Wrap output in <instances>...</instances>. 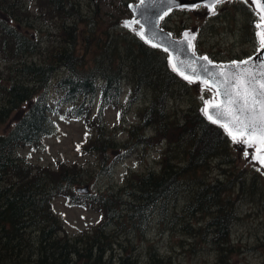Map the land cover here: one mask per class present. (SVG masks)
<instances>
[{"label":"trees","instance_id":"obj_1","mask_svg":"<svg viewBox=\"0 0 264 264\" xmlns=\"http://www.w3.org/2000/svg\"><path fill=\"white\" fill-rule=\"evenodd\" d=\"M37 1L62 22L57 27L61 36H70L44 53L40 41L27 33L22 14L28 13L21 0H0V54L10 70L8 77L0 73V264H175L154 247L148 248L147 261L138 258L151 217L164 223L162 230L179 228L192 238L199 236L200 244L229 254L238 197L264 205V170L235 168L232 138L206 118L193 81L173 70L162 49L135 34L114 30L109 36V29L104 35L107 27L98 31L104 22L95 9L81 19L93 25L86 27L85 37L90 36L79 49L74 34L66 32L73 29L66 22L80 17L79 3ZM233 12L242 14L241 41L256 46L253 2L232 1L222 15ZM88 52H93L89 64ZM39 54L41 62L36 61ZM51 89L55 96L49 101ZM140 97L146 100L137 123L130 125L125 141H118L103 111L108 106L126 111ZM183 101L185 108L177 109ZM170 104L177 106L171 109ZM51 114L91 125L88 152L113 153L110 164L101 161L100 174L111 175L131 149L154 145L162 146L158 169H127L128 183L121 187L78 193L76 184L93 178L85 170L75 164L40 168L17 154L20 148H40L44 138L55 134ZM57 197L99 208L101 217L69 234L53 208ZM196 246L190 243L192 254Z\"/></svg>","mask_w":264,"mask_h":264},{"label":"rangeland","instance_id":"obj_2","mask_svg":"<svg viewBox=\"0 0 264 264\" xmlns=\"http://www.w3.org/2000/svg\"><path fill=\"white\" fill-rule=\"evenodd\" d=\"M75 1L79 3L78 9L80 10L77 9V12L80 14V17L66 22L68 26H73V29L68 28L66 32L74 34L79 45L87 42L86 37L90 36V32L85 37L86 27L93 25H86V22L81 19L84 18V15L89 17L90 15L88 16L85 13H90L94 9L99 14L101 13L102 18L100 20L104 22L103 25L99 26L98 31L107 27L104 35H106V31L109 32V29H111L109 36L116 34L114 30L118 31V33L126 32L129 35H137V32L142 30L140 24L133 19V14L128 7L129 4L136 3L139 0ZM232 1L242 2V0H223V3L217 5L215 12L211 14L209 7L205 4L172 9L167 12V15L162 17L161 26L171 32L176 38L185 36V33H188V36L192 38L196 54L207 56L213 63L221 64L223 62L245 59L257 51L258 44L254 46L252 42L244 43L241 41L242 14L240 12L222 15L227 10V5ZM247 1L252 2L251 0ZM21 4H23V9L28 13V16L25 13L22 14L23 19H27V23L24 24L27 28V33L30 36H34L35 40L40 41L44 53L50 47L59 44V41H62L65 37L70 36H61L60 30L58 31L57 27H60L62 22L56 18V15L50 13L44 2L21 0ZM257 13L256 24L261 22L260 17L262 16L258 9ZM125 22H129V26L126 27ZM173 30L177 31V33L174 34ZM104 35L101 34V37L106 39ZM93 45L96 44L93 43ZM82 47L83 45H80L79 49H82ZM89 54L87 64L93 61L91 58L93 52L86 53V56ZM35 56L39 57H36V61L41 62L43 60L42 55ZM2 58L3 55L0 54V73L8 77L10 70H7V63L4 64ZM33 58H28V61H33ZM10 63L12 62L10 61ZM193 83L201 95L199 99L203 105L204 99H213L215 97L216 90L214 87L205 85L203 80H195ZM2 91L3 87L0 86V97L3 96ZM47 95L49 101H52L55 91L51 89L47 92ZM144 95L145 92L142 96ZM217 99L218 97L215 98L214 102ZM122 100H125L124 97ZM145 100L146 97H140L139 100L133 103L131 109L126 111H121V108L117 106H108L104 109L103 119L107 127L116 128V138L118 141H125L127 139V130L130 125L137 123L138 111ZM181 103L178 106L170 104V107L171 109L173 106H177V109L185 108L183 107L185 101ZM96 110L97 106L95 104L92 107L91 115ZM51 120L54 122L56 128L55 134L44 138L40 148H20L17 154L40 168L47 167L50 170H55L59 164L64 166L77 165L78 169L85 170L87 175L93 177L88 179L89 176H85V179L89 181L76 184L75 186V188L88 186L89 192L86 194H92L99 189L103 190L110 186L121 187L122 183H128V178L125 177L127 169H133L135 173H141L148 169L156 170L159 167L162 146L154 145L145 149L139 147L136 152H133L131 149V153L128 156L115 164L111 175L100 174L101 169L98 171V168L101 165V161L104 160L107 165L110 164L113 153L99 155L95 152H88V139L91 136L92 130L91 125H88L83 120L62 118L56 114H51ZM233 144L236 148L233 151L235 156L233 164L235 168H246L252 171L254 170L253 167H255L264 170L259 160L253 159L255 145L246 146L244 143L234 141ZM77 146H79V150ZM246 151L248 153L247 156H245ZM97 171L99 173L95 176ZM216 173L217 171H215ZM238 199L239 202L236 208L238 209L239 218L234 222L231 229L230 258L227 257L228 253L221 254L213 246L211 248V245L200 244L202 241L199 236L192 238L189 234L182 233L179 228L162 230L164 223L159 224L156 217H151L145 239L139 243L138 252L136 253L138 258L147 261L148 248L154 247L159 255L171 256V261L175 264H264V205L260 206L259 200H255L254 202L247 201L248 196H239ZM178 205H182V203L178 202ZM53 208L63 217L64 228L69 234H75L87 224L96 222L102 213L99 208H85L75 205L63 197L55 198ZM195 226L198 225L196 224ZM181 240L183 241L180 243ZM191 242H195L198 248L194 254L189 251Z\"/></svg>","mask_w":264,"mask_h":264},{"label":"snow or ice","instance_id":"obj_3","mask_svg":"<svg viewBox=\"0 0 264 264\" xmlns=\"http://www.w3.org/2000/svg\"><path fill=\"white\" fill-rule=\"evenodd\" d=\"M150 2L151 0H139L140 5H146ZM255 2H259V0H255ZM221 3L223 0H208L210 14L214 13L216 6ZM130 7L132 6L130 5ZM164 15H167V11ZM260 19L261 23L256 25L258 29L256 32L258 52L264 50V15ZM125 26H129V22H125ZM141 27L143 28V26ZM137 35L151 46L161 47L160 44L153 43V38H149L146 32L138 31ZM187 36L188 33H185V37ZM188 47L193 48L194 53L191 40L188 41ZM163 51L168 53L169 49L164 47ZM201 59L208 61L209 65L213 63L208 60V57ZM251 60L250 57L243 61H233L232 64L235 65V68L220 71L218 76L211 73L208 67L201 66L203 72L211 77V80L205 79L203 83L216 88L213 99H204L202 112L211 123L225 128L234 142L244 143L246 146L255 145L253 159H258L261 166H264V61H261L260 64H253L252 67H240L241 65H249ZM169 63L174 71H178L184 79L192 82L193 78L179 69L178 64L173 62L171 55H169ZM254 69H259V71ZM192 71L195 72L196 69H192ZM221 96L223 99L219 103L214 102L216 97ZM77 148L79 150V146ZM247 155L246 151L245 156Z\"/></svg>","mask_w":264,"mask_h":264},{"label":"water","instance_id":"obj_4","mask_svg":"<svg viewBox=\"0 0 264 264\" xmlns=\"http://www.w3.org/2000/svg\"><path fill=\"white\" fill-rule=\"evenodd\" d=\"M251 1H253L261 15H264V0H259V2H255V0ZM196 4H205L208 6V0H151V2L146 3V5H140L138 1L130 4L132 7L129 5V9L133 14V19L136 22L139 21L140 26H143V28L141 27V31L146 32L149 38H153V43L160 44V49L163 50L164 47L169 49V52L167 53L168 57L169 55L172 56L173 62L178 64L181 71H184L187 75L191 76L193 80H211V77L203 72L202 65L208 67L209 71L217 76L220 71H226L229 68L234 69L235 65H233L232 62H226L223 64L212 63L209 65L208 61L201 59L202 57L207 56H199L193 53L192 48L188 47V41L191 40L189 37L183 36L181 38H175L168 30L160 26L162 18L159 17H163L165 11L169 12L174 8L182 6L193 7ZM250 57L252 60L249 62V65H241V68L252 67L253 64H260L261 61H264V50L259 52L256 51ZM248 58L243 60H247ZM181 61L183 63H180ZM192 69H196V71L194 72ZM254 70L259 71V69ZM176 72L178 73V71ZM222 99V96L218 97L215 102L219 103ZM262 167L264 168V166ZM76 190L79 193H88L89 187L85 185L83 187H77Z\"/></svg>","mask_w":264,"mask_h":264}]
</instances>
